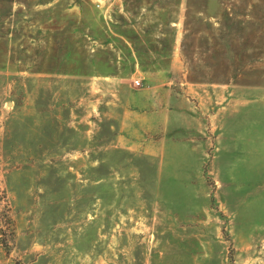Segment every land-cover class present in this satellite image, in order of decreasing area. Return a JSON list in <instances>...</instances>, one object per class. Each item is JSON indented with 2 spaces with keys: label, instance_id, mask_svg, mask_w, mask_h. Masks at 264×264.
<instances>
[{
  "label": "rangeland",
  "instance_id": "1",
  "mask_svg": "<svg viewBox=\"0 0 264 264\" xmlns=\"http://www.w3.org/2000/svg\"><path fill=\"white\" fill-rule=\"evenodd\" d=\"M0 264H264V0H0Z\"/></svg>",
  "mask_w": 264,
  "mask_h": 264
},
{
  "label": "crops",
  "instance_id": "2",
  "mask_svg": "<svg viewBox=\"0 0 264 264\" xmlns=\"http://www.w3.org/2000/svg\"><path fill=\"white\" fill-rule=\"evenodd\" d=\"M136 71L137 77L142 78V82L145 84L142 88H131L129 92L134 93L130 95L131 104H128L126 100L125 113L127 116L135 115L140 120L153 121L149 124L151 130L160 127L161 131L170 133L177 124L180 126H185V120L187 119L185 115V107L188 104L185 99L181 98L179 100L178 96L172 93L170 88V68L157 67L154 69L146 68L143 69L140 65L139 60H136ZM135 67V68H136ZM138 73V74H137ZM125 87L126 86H122ZM122 91H127L122 88ZM140 95H145L141 98ZM171 101L173 102L171 104ZM132 105V107H130ZM137 110V111H135ZM136 112V113H135Z\"/></svg>",
  "mask_w": 264,
  "mask_h": 264
},
{
  "label": "built area",
  "instance_id": "3",
  "mask_svg": "<svg viewBox=\"0 0 264 264\" xmlns=\"http://www.w3.org/2000/svg\"><path fill=\"white\" fill-rule=\"evenodd\" d=\"M135 84L139 85V80L136 79L135 80Z\"/></svg>",
  "mask_w": 264,
  "mask_h": 264
}]
</instances>
